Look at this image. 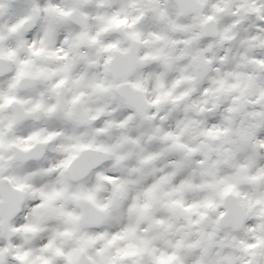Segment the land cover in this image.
I'll return each mask as SVG.
<instances>
[{
	"label": "clouds",
	"instance_id": "obj_1",
	"mask_svg": "<svg viewBox=\"0 0 264 264\" xmlns=\"http://www.w3.org/2000/svg\"><path fill=\"white\" fill-rule=\"evenodd\" d=\"M0 264H264V0H0Z\"/></svg>",
	"mask_w": 264,
	"mask_h": 264
}]
</instances>
